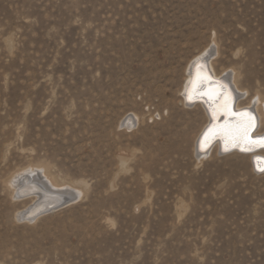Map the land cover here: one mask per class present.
<instances>
[{"label":"rangeland","instance_id":"obj_1","mask_svg":"<svg viewBox=\"0 0 264 264\" xmlns=\"http://www.w3.org/2000/svg\"><path fill=\"white\" fill-rule=\"evenodd\" d=\"M214 42L264 98V0H0V264H264V174L199 159L181 103ZM31 165L85 194L20 221L2 182Z\"/></svg>","mask_w":264,"mask_h":264},{"label":"bare ground","instance_id":"obj_2","mask_svg":"<svg viewBox=\"0 0 264 264\" xmlns=\"http://www.w3.org/2000/svg\"><path fill=\"white\" fill-rule=\"evenodd\" d=\"M189 54L191 58L185 68L186 77L180 91L181 103L191 110H202L206 118L195 140L197 157L203 159L211 155L214 150L220 155H240L249 158L253 171L256 168L261 171H256L258 174H264L262 172L264 170H260L264 167V150L250 153L261 148L254 142L262 138L254 140L252 138L264 135V98L261 95L251 97L247 90L242 89L238 75L233 69H223L220 72L217 70L216 63L221 59L219 47L215 42L213 46L208 44L202 50H193ZM200 61L210 63L209 67L213 72L211 77L207 75L204 64L199 63ZM169 79L172 80V77ZM229 84L236 95L234 108H232L233 95L228 87ZM237 111L240 113L235 114ZM222 115L224 118L221 119H224V122L219 123ZM134 117L137 118V115L134 114ZM124 119V122H121L123 127L125 126L128 130L134 128L136 121L133 115L129 114ZM245 132L247 139H245ZM217 139L219 141L214 143ZM236 145L239 150L231 151ZM2 183L12 201L26 204L16 214L20 221H33L62 205L73 203L71 201L85 194V189L81 185L59 184L46 169L32 165L15 171Z\"/></svg>","mask_w":264,"mask_h":264},{"label":"water","instance_id":"obj_3","mask_svg":"<svg viewBox=\"0 0 264 264\" xmlns=\"http://www.w3.org/2000/svg\"><path fill=\"white\" fill-rule=\"evenodd\" d=\"M199 63H203V64H204V68H205V70H206L207 75L211 77V76H212V72H211V69H210V67H209V63L206 62V61H204V62L200 61ZM228 87H229V89H230V91H231V93H232V95H233V96H232V97H233V106H232V108H234V105H235V102H236V95H235V93H234V91H233V88H232V86H231L230 84L228 85ZM199 98L204 99V97H199ZM196 102H199V101H196ZM243 111H248V110H243ZM243 111H241V112H243ZM238 113H240V111L235 112V114H238ZM221 118H224V116L222 115V116L220 117V119H221ZM230 118H232V116H231ZM220 119H219V120H220ZM222 122H224V119H221V121H219V123H222ZM211 125H212V123H211ZM256 127H257V125L255 126V129H256ZM207 130H208V129H207ZM207 130L204 132V134L207 132ZM204 134L202 135L201 139L203 138ZM258 138H264V135L261 136V137H256V138H252V139L254 140V139H258ZM201 139H200V141H201ZM250 140H251V138H250ZM200 141H199V144H200ZM218 141H219V139H217L214 143H216V142H218ZM214 143H213V144H214ZM235 150H237V151L239 150L237 145L234 146L233 149H231V151H235ZM259 150H264V147H261L260 149H257V150H254V151H251L250 153H256V152L259 151ZM255 170L258 171V172H261V171L257 170L256 168H255ZM262 172H264V171H262ZM63 206H64V205H62L61 207H63ZM61 207H59V208H61Z\"/></svg>","mask_w":264,"mask_h":264},{"label":"snow or ice","instance_id":"obj_4","mask_svg":"<svg viewBox=\"0 0 264 264\" xmlns=\"http://www.w3.org/2000/svg\"><path fill=\"white\" fill-rule=\"evenodd\" d=\"M245 139H247V133L245 132ZM250 144L253 142H249ZM254 143L259 144V146L264 147V138H262L259 141H255ZM260 170H264V167H262Z\"/></svg>","mask_w":264,"mask_h":264}]
</instances>
